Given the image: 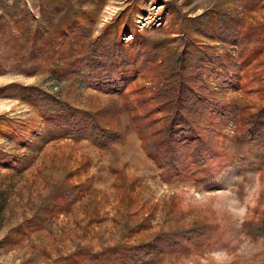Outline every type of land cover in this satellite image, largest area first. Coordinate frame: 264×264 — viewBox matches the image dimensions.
<instances>
[{"label":"rangeland","instance_id":"rangeland-1","mask_svg":"<svg viewBox=\"0 0 264 264\" xmlns=\"http://www.w3.org/2000/svg\"><path fill=\"white\" fill-rule=\"evenodd\" d=\"M257 48L264 0H0V264H68L83 249L105 256L77 264H264L263 119L246 120L249 146L202 185L162 170L185 148L235 150L230 115L264 99L224 75L256 88ZM230 55L227 73L214 68ZM92 62L114 92L87 83L102 72ZM120 62L143 75L122 80ZM57 103L67 125L40 115Z\"/></svg>","mask_w":264,"mask_h":264},{"label":"trees","instance_id":"trees-1","mask_svg":"<svg viewBox=\"0 0 264 264\" xmlns=\"http://www.w3.org/2000/svg\"><path fill=\"white\" fill-rule=\"evenodd\" d=\"M259 0H252V2H258ZM134 30V27L133 26H129L127 28V25H125V27H123V30L121 32V34L123 35L124 33H126V31H130L132 32ZM63 33L66 34V30H63L62 31ZM61 31H58L56 32V35H61L62 33ZM130 36H132L133 38V33L130 34ZM121 40H122V36H121ZM123 42V40H122ZM237 48L239 46L235 45ZM263 49L264 48H257V49H254V51L252 52V54H250L249 57H253V60L256 64H258V67L256 68V73H259L260 70H261V66H262V74L264 72V61H258L260 58L259 56L262 55V52H263ZM232 62V56L230 55L228 60H220L219 61V64L218 65H214V68L215 69H218L220 71H225L226 73L228 72L229 70V67H227L229 65V63ZM96 62H92V64H95ZM122 62L119 63V65H115V68H116V72L117 70L119 69V67L123 66V64H121ZM101 63H96L95 64V67H101V73H97L98 75L95 76L93 74H91V72H87L88 75L86 77V80H87V83L90 84V86H92L93 88H96V89H99L101 91H104V92H114L115 90H112V89H109L107 88L105 82H103V76L104 75H107V71H106V68L107 66H97ZM121 64V65H120ZM125 67L124 68V77L122 78V80H126V79H132L135 75L132 74V71L136 72L137 71V74H139L140 76H142V72L143 70L140 69L139 71L138 70H135V67H126V66H123ZM243 64H239V70H242L243 71ZM232 69V68H230ZM59 69L57 70H54V74H59L58 72ZM93 73V72H92ZM112 74V73H111ZM114 75V74H112ZM236 77H239V76H236ZM227 81L231 82V84L234 85L235 89L238 90V89H241V91L243 90L244 93H246L247 96H251L253 94H256L257 96L261 97L262 99H264V77L261 78V80H255L253 79L252 80V84H255L257 85L256 88H251L248 84V82H240L237 78H234V77H229L227 74L224 75V82L226 83ZM260 86H259V85ZM256 92V93H255ZM119 94V93H118ZM121 95V94H120ZM55 111L54 112H51V113H47L45 112L44 110L41 111V117L44 118V119H49L51 121H55L56 125L57 126H62V125H67L69 123V120L67 119H64L66 113L70 114L71 115V110H69L68 108H62L60 107V103H57L55 104ZM211 111L214 112V115H218L220 114V111L215 108V109H212ZM60 114V115H59ZM242 112L240 113V117L239 116H236V115H230L229 117V121L232 120L235 122V125L237 126V131L235 134V141H236V144H235V150L233 152H231L230 150L229 151H226L224 149V146L221 147V145H219L218 143H215L216 145H212L208 147V149L206 151H204V154H203V157L204 158H201L200 155L198 154V152L194 153L192 152V147L189 149V148H185L184 149V153H185V157L182 159V161H180L181 163H175V162H172L171 165L169 164H166V165H162V170L165 171L164 172V179L166 182L168 181H171V180H181V181H184L186 183H190V182H193L195 185L197 186H200L202 185V182L206 181V179L210 176V175H214L215 172H219L221 170V166L223 164L226 163V161L229 163V165H234V161H235V157L238 156V155H241V148L244 147V146H249L250 142L248 140H250L249 138H247L246 136V132L248 131L247 128L245 127L244 129L245 130H242V126L247 123L246 120H261L263 119L264 120V106L262 108H260L252 117H249L247 119H242L244 116L246 115H241ZM62 117V120L60 119ZM210 119V117H208ZM262 120V122L264 123V121ZM62 121V123H61ZM136 121V120H135ZM228 121V122H229ZM227 120H223V124L225 125L226 123L228 124ZM211 123V119L209 120L208 124ZM78 122H73L71 123L70 125L67 126V130L69 131H72V127H77L78 126ZM263 125V124H262ZM67 130L64 132V130H59L60 133H67ZM142 132V139L145 140L144 142V147L146 148V150L149 152V154L151 155H154L153 151L151 150V146L149 144L146 143V139L147 138L149 140V137H150V133L146 132V131H140ZM139 132V133H140ZM218 134H220L223 138L225 137L224 134H222L221 130H218L216 131ZM141 134V133H140ZM145 136V138H144ZM253 138V137H252ZM110 145L109 144H105L104 147L107 148L109 147ZM201 148H203L201 146ZM152 160H157V158H152ZM179 167V168H177ZM173 172L172 174L170 175H167V171L170 170ZM207 187V186H206ZM51 211H53V208L52 209H48L46 210V213H50ZM246 228L248 229L249 231V234L254 231L253 227H252V224L250 225L249 223L245 224ZM263 226H264V222H263ZM250 227V228H249ZM216 229V228H215ZM24 236L22 237H26V235H30L29 234V231L28 230H24ZM209 231L205 230L204 232H202L201 234L202 235H207ZM260 233H264V232H260ZM200 234V235H201ZM256 236V235H255ZM208 245V240L207 241H203L201 246H207ZM156 246V245H155ZM150 246H148L149 248ZM147 248V247H146ZM138 250V249H136ZM140 250H143L140 248ZM153 248H150L149 249V252H152ZM188 250H191V248L188 246L185 248V250L182 249V251H188ZM90 250L88 249H83L82 252H79L74 256L72 257H69L67 258V260L64 261V263H66V261H68V264H77L75 262L76 258L81 256V261H83L85 258H87L88 260L90 259V261H94V260H99V259H102L104 258L105 256V253H103V255L101 256H92L93 254L91 252H89ZM144 251V250H143ZM180 252V251H179ZM83 256V257H82ZM108 256V255H107ZM136 256H133L132 259L136 258ZM139 258V257H138ZM101 261V260H100ZM134 262H132L133 264H139L141 262H139V260L135 261L133 260ZM124 262V261H123ZM102 264H105L106 262L104 261H101ZM107 264V263H106ZM110 264V263H109ZM114 264H125L124 263H114Z\"/></svg>","mask_w":264,"mask_h":264}]
</instances>
